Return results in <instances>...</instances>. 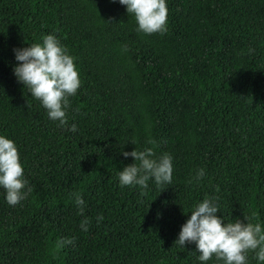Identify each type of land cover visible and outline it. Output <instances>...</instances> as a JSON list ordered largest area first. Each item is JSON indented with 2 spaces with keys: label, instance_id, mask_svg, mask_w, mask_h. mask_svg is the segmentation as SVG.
<instances>
[{
  "label": "trees",
  "instance_id": "obj_1",
  "mask_svg": "<svg viewBox=\"0 0 264 264\" xmlns=\"http://www.w3.org/2000/svg\"><path fill=\"white\" fill-rule=\"evenodd\" d=\"M167 8V31L145 34L118 0H0V133L31 189L16 205L0 189V264H201L194 243L174 241L205 194L218 216L264 223V0ZM50 32L81 80L63 127L12 71L13 48ZM143 147L172 155L171 184L118 183L133 160L121 151Z\"/></svg>",
  "mask_w": 264,
  "mask_h": 264
},
{
  "label": "clouds",
  "instance_id": "obj_2",
  "mask_svg": "<svg viewBox=\"0 0 264 264\" xmlns=\"http://www.w3.org/2000/svg\"><path fill=\"white\" fill-rule=\"evenodd\" d=\"M125 6L127 14H132L137 31L145 34L167 31V0H118ZM13 75L21 82L27 92L36 98L46 110L50 120L63 127L70 108L69 97L77 93L81 84L75 57L69 53L60 39L53 33L42 34L38 42L13 48ZM77 125L72 123L68 131L75 132ZM149 144L154 141L149 139ZM125 158L131 156L132 163L117 171L121 186L148 187L151 179L154 185L171 184L173 157L168 152L158 156L152 147L133 148L121 151ZM205 169H196L191 180L199 183L205 176ZM0 189L4 190V200L16 205L26 199L30 192L29 182L24 176L23 164L16 143L0 133ZM73 203L83 213L84 200L80 193L72 194ZM190 215L180 225L175 244L184 249L186 244L195 245L196 260L201 264L214 260V264H249L248 255L252 253L256 264H264V223L252 222L249 216L226 219L217 215L220 205L217 198L207 194L189 206ZM187 212V213H188ZM102 216L96 217L99 223ZM89 218L84 216L79 223L82 231L88 230ZM73 243V238L61 237L57 247ZM198 253V254H197Z\"/></svg>",
  "mask_w": 264,
  "mask_h": 264
}]
</instances>
